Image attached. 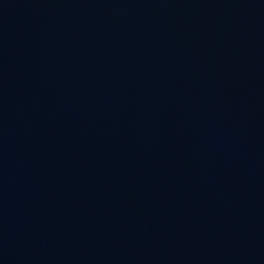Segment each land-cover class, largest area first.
Wrapping results in <instances>:
<instances>
[{
    "label": "water",
    "instance_id": "obj_1",
    "mask_svg": "<svg viewBox=\"0 0 264 264\" xmlns=\"http://www.w3.org/2000/svg\"><path fill=\"white\" fill-rule=\"evenodd\" d=\"M0 264H264V0H0Z\"/></svg>",
    "mask_w": 264,
    "mask_h": 264
}]
</instances>
